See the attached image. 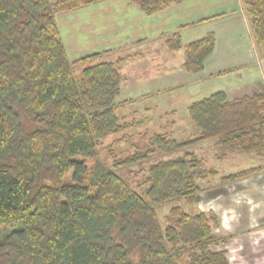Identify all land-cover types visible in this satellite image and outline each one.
<instances>
[{
  "label": "trees",
  "instance_id": "trees-1",
  "mask_svg": "<svg viewBox=\"0 0 264 264\" xmlns=\"http://www.w3.org/2000/svg\"><path fill=\"white\" fill-rule=\"evenodd\" d=\"M103 0H0V264H230L202 211L206 168L196 147L264 157V92L192 101L194 136L132 134L118 109L121 61L97 52L69 59L57 15ZM184 0H130L152 15ZM264 54V0H243ZM184 68L201 73L213 33L183 45ZM80 73H76L77 69ZM114 152L110 162L100 148ZM136 141V142H134ZM221 157V156H220ZM264 166L220 178L245 179ZM190 209V210H189Z\"/></svg>",
  "mask_w": 264,
  "mask_h": 264
},
{
  "label": "crops",
  "instance_id": "crops-1",
  "mask_svg": "<svg viewBox=\"0 0 264 264\" xmlns=\"http://www.w3.org/2000/svg\"><path fill=\"white\" fill-rule=\"evenodd\" d=\"M103 1L111 2L106 8L97 9L92 13L100 19L89 22L92 25L83 28L89 32L87 38L89 40L86 39L78 45L77 52L80 57L108 51L104 57L106 59L122 48H127L126 44L137 45L139 48L146 45L151 47L153 38L169 39L177 32H180L183 45L213 33L216 38V48L207 60L204 71L193 73L183 66L191 81L197 84L214 77H235V84L219 88V91H224L231 100L243 94L264 92V56L259 51L255 52V48L259 47L253 39L243 0H184L152 15L145 14L130 1L127 3H119L115 0ZM112 16H115L113 19L118 18L117 21L113 20ZM100 21L101 30L95 27ZM127 29L132 33L130 37L128 36L129 41L118 43L126 42L127 36L124 32ZM154 30L156 33L151 37ZM159 45L163 47L162 52L148 51V55L143 59L151 56L152 60L156 61L151 68L152 71L155 69L153 72L155 78L160 75L163 80L174 79L173 69L170 75L167 74L172 68L167 65H172L174 53L178 51L172 50L166 42ZM141 58L142 56L134 57L139 61L142 60ZM135 70L139 75L130 83L134 89H137L133 85L140 80L138 77L143 78V75L140 76L141 71L148 68L142 65L140 72L138 69ZM151 95L150 92H145L140 96ZM189 104L187 103L186 106L188 107ZM254 157L257 156L253 155L252 158ZM257 166H264V163ZM232 170H224L222 177L244 169ZM201 204L212 206L209 212L202 211L215 216L214 232L224 240L218 249L227 252L230 264H264V169L236 182L222 184L219 180L200 194L198 205Z\"/></svg>",
  "mask_w": 264,
  "mask_h": 264
},
{
  "label": "rangeland",
  "instance_id": "rangeland-1",
  "mask_svg": "<svg viewBox=\"0 0 264 264\" xmlns=\"http://www.w3.org/2000/svg\"><path fill=\"white\" fill-rule=\"evenodd\" d=\"M115 1L119 3H127L130 0ZM109 2L111 1H101L90 7L86 6L57 15L56 19L61 32V37L71 61L80 57V54L77 52L78 45L89 37V32L83 30V28H85L84 26L87 27L89 24L92 25V23L89 22L100 19L92 13L97 9L103 7L106 8V5L109 4ZM113 17L115 16H112V19ZM117 19L113 20L117 21ZM95 25V27H99L100 30L102 29L101 21ZM124 33V35L127 36L126 42L121 41L118 43H127V41H129L128 36L130 37V35H132L131 31L127 29ZM155 33L156 31L154 30L150 36L152 37ZM164 39L166 40L167 38H153L151 47L146 45L139 48L137 45L129 46L126 44L125 46L127 48H122L114 55H110L106 58L110 61H116L118 58L125 59L121 61V70L125 81L122 85L121 96L119 99L120 101L127 99L129 103H126L119 108L117 113L121 117H126L129 123H132V125L130 124V129L126 133L132 134L134 138L139 131L144 132L146 129L159 130L160 128L173 136H176L178 139L194 136L196 129L193 127V123L190 120L187 110L188 107L186 106L187 103H192L194 100L210 95L216 90L219 91L220 87H230L236 82L234 79L235 77L228 76L222 78L214 77L205 82L194 84L186 74V70L183 68L186 50L185 46L179 50H175L178 51V53H174V60L171 63L172 65H167L172 67L168 70L167 74L170 75L173 69L175 73L174 79L169 78L168 80H163L160 75L155 78V74L153 73L155 69L152 71L151 68L156 61L152 60L153 57L151 58V56H148L145 59L143 58L148 55V51L157 50L158 52H162L161 49L163 47L162 45L158 46V44H161L162 42L167 43V40H169L167 39L164 41ZM167 45L169 46L168 43ZM256 51L261 52L260 54L264 56L260 48L256 47L255 52ZM135 56H142V60H135ZM160 56L161 55H159V57ZM129 58H133L134 60H130ZM142 65H146L148 70L141 71ZM135 69H138L139 72L141 71L140 76L143 75V78L138 77L140 80L136 82L137 84L135 83V85H133L137 89H134L130 83L133 82L134 77L139 75ZM76 73H80L79 68ZM134 81H136V79ZM145 92H150L152 95L140 96ZM246 95L248 94H243L242 96ZM113 139L114 136H110L105 140L104 147L100 148L101 157L108 162H110L111 155H115L117 152L120 153V151L125 149L122 146H127V144L123 142L117 145V149H115L114 152L107 150L106 146H108ZM135 139L140 144L144 142V139H140V137H136ZM195 151L196 154L201 157L203 167L206 168V172L204 173L205 177L200 181L203 187L212 186L219 182L222 174L225 173L224 170L233 169L232 171H238L240 169H246L264 163V158H252V154L244 155L238 152H228L223 155L222 151H219L214 143H203L196 147ZM201 197L203 196L201 195ZM198 207L201 210L208 211L212 206L201 204L198 205Z\"/></svg>",
  "mask_w": 264,
  "mask_h": 264
}]
</instances>
